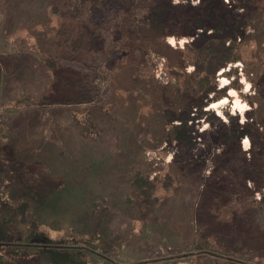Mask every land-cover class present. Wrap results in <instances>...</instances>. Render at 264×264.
<instances>
[{
    "label": "rangeland",
    "instance_id": "obj_1",
    "mask_svg": "<svg viewBox=\"0 0 264 264\" xmlns=\"http://www.w3.org/2000/svg\"><path fill=\"white\" fill-rule=\"evenodd\" d=\"M200 1L0 0V198L30 206L14 223L19 244L67 246L99 264H264V170L248 179L240 155L264 151V139L238 134L239 154L214 132L264 124V0L210 10L213 39L230 31L222 18L250 23L225 40L237 59L210 76V103L204 92L191 101L185 80ZM224 49L210 48L211 61ZM57 72L63 83L79 77L82 99L58 88ZM88 116L84 132L76 120ZM224 224L228 237L210 247Z\"/></svg>",
    "mask_w": 264,
    "mask_h": 264
},
{
    "label": "trees",
    "instance_id": "obj_2",
    "mask_svg": "<svg viewBox=\"0 0 264 264\" xmlns=\"http://www.w3.org/2000/svg\"><path fill=\"white\" fill-rule=\"evenodd\" d=\"M224 0H201L199 6L195 10H200L201 13H205V16L202 18H194L190 19V22L188 23V27L190 28L189 31H196L198 30L196 36L191 40V45H190V55L188 56L190 59V64L193 66V71L191 74L186 76L185 80L188 82V86L190 87V92L191 96L189 97L191 101H195L196 96L202 94L204 92L206 94V97L204 98L205 102L210 103V99H207V94L215 93L217 94L216 90L214 92V87L209 86L210 83V76L216 72V69L218 68H223L224 65L227 63H233L236 61V57L234 56V49L231 46L232 40L234 39L235 36H237L238 31L241 26H246L249 25L247 21H241V20H236V21H229L226 18H222V20H225L228 22V28L230 31L227 34L219 33L218 37H214L213 39V34L212 32L217 31L219 28H210V10L216 12L221 9H227V5L224 4ZM154 6V5H150ZM175 7H180L183 9H178V10H185L186 5L184 6H175ZM174 8V7H173ZM160 10L159 6H156L154 10L151 11L150 13V18H151V23L149 25L155 26V19L158 15V11ZM169 10V9H168ZM190 10V9H189ZM187 11V10H186ZM165 13H170V12H165ZM188 15L189 12L187 11ZM198 13V12H197ZM162 18V16H161ZM160 18V19H161ZM159 19V20H160ZM167 18H164L159 22L158 24V30L162 31L163 27L167 24L166 23ZM220 20V21H222ZM143 21V20H142ZM147 20L144 21V27L148 26L145 23ZM157 22V21H156ZM213 27V26H212ZM213 30V31H212ZM208 31H212L211 33H207ZM236 32V33H235ZM240 32V31H239ZM242 33V30H241ZM236 38V37H235ZM232 41L226 49L224 47L225 40ZM216 41V44H214L213 41ZM149 43L152 41L148 40ZM145 44H149L144 41ZM150 45V44H149ZM230 46V47H229ZM166 49H169L170 51L172 50L168 46H164ZM161 46L159 48L153 44V49L158 51L160 50ZM210 48H219V49H224L227 53V55L223 58H218L215 61H211V58L213 56V52L210 51ZM153 51V50H152ZM173 52V51H172ZM212 63V64H211ZM57 80H58V88L61 87V89L66 88V91L71 94V97L76 98V100L82 99L81 96L83 94L82 91H77L78 89V84L72 83L71 81H77L79 79L78 76H75L71 79H67L65 83H63V78L64 76L60 73L57 72ZM63 84V86H62ZM213 95V94H212ZM74 100V99H73ZM208 103V104H209ZM188 104V103H187ZM263 104L261 102L256 106L258 108V112L261 114L263 113V108H261ZM199 105V109H200ZM191 107H189L190 110ZM185 111V114L188 113V111ZM229 118V116H227ZM92 117H87L85 119L81 120H76V123L80 125L83 129L84 132H88V130L92 129V125H90V120ZM180 119V125L176 127L177 129H180V127H183L184 130H186V120H192V118H179ZM263 126L264 124L259 121V120H253L252 122H249V120H245V123L238 124L237 121H231L230 124H221L217 125V130L214 131L216 132V139L217 143L220 142H225L229 144V147L235 149L237 153L239 150V137L237 135L239 134L240 136L242 135H247L250 140L253 143V137L261 136L264 139V128L260 129L259 127ZM180 139V137H178ZM184 139V138H183ZM235 142V143H234ZM252 146V144H251ZM251 148V147H250ZM260 149V150H259ZM264 151L261 148H255V150L251 149L250 150V157H244L243 154L241 155V158L244 162V165L247 167V172L249 173L250 176H248V179H251L253 182L257 178V176H260L263 173L264 170ZM261 155H263L261 157ZM243 165V167H244ZM138 187V192L141 188L145 187L143 185H136ZM245 190H248L246 187H244ZM30 207V206H29ZM28 207V202L27 201H17V202H4L0 198V264H25L22 261L28 256L32 257L34 261L37 264H99V263H93L91 262L85 255H83L81 252L73 250L67 246H61L58 244H41L38 243L37 245L33 244H19L20 241V235L17 231L14 233L19 241L13 242L14 237L12 234V230L14 227V223L17 221L19 224L24 223L25 217H26V211L29 209ZM106 207V206H105ZM99 221V222H98ZM97 224L100 223L101 220H98ZM20 227V226H19ZM226 225H222L216 228H211L212 230V238H214L212 241H210V247H212L214 244L220 242L221 237H228L229 233L226 234ZM219 245V246H218ZM218 252L221 253H226L228 252V249L226 246H222L221 243H219ZM1 246H12V247H24V248H33L32 251L29 253L26 252L25 254H21L20 257L18 254H13L14 251H6L5 253H2ZM216 246V247H217ZM227 249V250H226ZM235 252L237 253V250H229L228 254H233ZM3 254V255H2ZM21 258L23 260H21ZM215 264H218L217 262Z\"/></svg>",
    "mask_w": 264,
    "mask_h": 264
},
{
    "label": "clouds",
    "instance_id": "obj_3",
    "mask_svg": "<svg viewBox=\"0 0 264 264\" xmlns=\"http://www.w3.org/2000/svg\"><path fill=\"white\" fill-rule=\"evenodd\" d=\"M194 2H195V0H194ZM224 83H227V81H224ZM246 90V89H245ZM232 95H235V92H232ZM221 103H223V101H221ZM213 107H214V105H213ZM233 107H239L240 109H241V111H243V109L245 108V107H247V105L246 104H241L240 103V101H239V99H237L236 101H235V103H234V106ZM206 127V126H205ZM245 146H247V140L245 139ZM257 197L259 198V194H257Z\"/></svg>",
    "mask_w": 264,
    "mask_h": 264
},
{
    "label": "bare ground",
    "instance_id": "obj_4",
    "mask_svg": "<svg viewBox=\"0 0 264 264\" xmlns=\"http://www.w3.org/2000/svg\"><path fill=\"white\" fill-rule=\"evenodd\" d=\"M222 104H224V101H223V103H221V102L216 103V105H214V107L212 106L211 108H218V107H220Z\"/></svg>",
    "mask_w": 264,
    "mask_h": 264
}]
</instances>
